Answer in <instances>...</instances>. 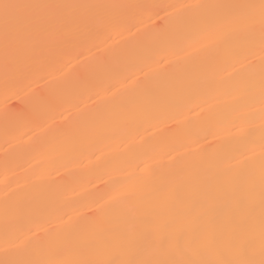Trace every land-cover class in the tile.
<instances>
[{
	"label": "bare ground",
	"instance_id": "bare-ground-1",
	"mask_svg": "<svg viewBox=\"0 0 264 264\" xmlns=\"http://www.w3.org/2000/svg\"><path fill=\"white\" fill-rule=\"evenodd\" d=\"M7 2L64 7L7 57L0 32V261L143 258L122 241L177 230L214 258L190 221L249 184L252 229L218 240L258 253L262 0Z\"/></svg>",
	"mask_w": 264,
	"mask_h": 264
},
{
	"label": "snow or ice",
	"instance_id": "snow-or-ice-1",
	"mask_svg": "<svg viewBox=\"0 0 264 264\" xmlns=\"http://www.w3.org/2000/svg\"><path fill=\"white\" fill-rule=\"evenodd\" d=\"M64 7L50 4L31 3H9L7 0L0 2V32H2L5 55L7 57L10 48L21 50L24 40L32 36L46 21L44 10ZM254 7V6H243ZM260 16L262 29H264V0L260 5ZM253 186L249 184L243 190V194L232 200V212L227 219L217 226L213 223L216 217L221 215L219 209L208 208L197 215L191 221L193 230H198V236L204 246L210 248L214 258L196 259L191 258L197 254V249L189 248L184 244V233L182 231L169 232L160 235L154 244L145 247L143 237H130L122 241L131 252L143 249L146 256L138 258L130 256L126 259H105L99 261H32L20 259H6L0 264H264V166L261 168L260 178V245L259 251L247 240L241 241L237 246L223 244L218 240L219 234L225 228H231L232 234L237 231L252 229L253 211ZM215 213V216L212 215ZM231 238V236H230ZM188 254L187 258H160L170 253ZM6 255L7 252H6Z\"/></svg>",
	"mask_w": 264,
	"mask_h": 264
}]
</instances>
